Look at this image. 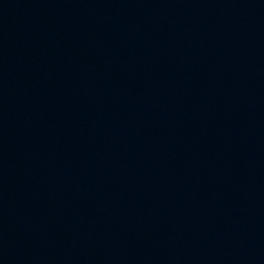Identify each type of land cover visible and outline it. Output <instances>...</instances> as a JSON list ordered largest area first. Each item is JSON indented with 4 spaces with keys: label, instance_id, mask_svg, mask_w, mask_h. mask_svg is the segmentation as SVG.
<instances>
[{
    "label": "water",
    "instance_id": "water-1",
    "mask_svg": "<svg viewBox=\"0 0 264 264\" xmlns=\"http://www.w3.org/2000/svg\"><path fill=\"white\" fill-rule=\"evenodd\" d=\"M0 264H264V0H0Z\"/></svg>",
    "mask_w": 264,
    "mask_h": 264
}]
</instances>
